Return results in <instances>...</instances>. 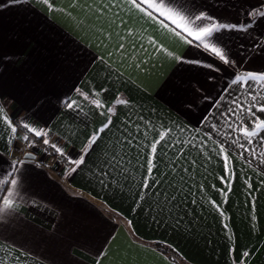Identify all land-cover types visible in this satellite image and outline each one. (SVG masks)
Returning <instances> with one entry per match:
<instances>
[{
    "label": "crops",
    "instance_id": "1",
    "mask_svg": "<svg viewBox=\"0 0 264 264\" xmlns=\"http://www.w3.org/2000/svg\"><path fill=\"white\" fill-rule=\"evenodd\" d=\"M164 3L248 25L234 63L131 0H0V264H264V0Z\"/></svg>",
    "mask_w": 264,
    "mask_h": 264
},
{
    "label": "snow or ice",
    "instance_id": "2",
    "mask_svg": "<svg viewBox=\"0 0 264 264\" xmlns=\"http://www.w3.org/2000/svg\"><path fill=\"white\" fill-rule=\"evenodd\" d=\"M45 3H47V0H44ZM131 3L139 8L141 11L145 12L150 17H153L154 19H158L161 23H163V20H168L171 22L173 27L171 30L178 36H183V38L189 43L193 44V46L197 48H201L203 51L209 52L214 58H218L223 64L225 65H231L234 63V61L230 60L228 57V54L224 51H222L219 47H217L214 43V37L216 33L222 31V30H246L248 25L244 24H229V23H222V22H216L214 18L207 16L206 14H197L193 17L187 18L185 15L182 14L181 10H177L176 8H170L167 6V4L164 3V0H131ZM146 6V7H145ZM151 9L152 11H149ZM153 13H156V16H153ZM257 15L264 17V5L261 6V8L254 9L249 13V16L252 18H255ZM162 18V19H161ZM194 21H199L200 23H193ZM207 22V23H205ZM167 26V25H166ZM180 29V31H176V29ZM192 39H188V38ZM192 63L199 64V61H191ZM208 67L212 68L213 65H208ZM218 70V69H217ZM248 80L251 81H262L264 82V73L254 74V73H248L247 77H237V80L234 82L244 83L246 84ZM255 96H253V100H255ZM236 102H234V105ZM71 106V104H69ZM240 111L244 112L245 114L251 115L253 117V120H256L255 112L253 111V108H256V104L253 103L251 106L247 109L243 107V105H239ZM259 112L264 113V103H261L259 107L257 108ZM0 113H2V109H0ZM236 114V108H230L227 113H222V115H225L227 118H230L232 115ZM0 118L4 120H8L6 116H0ZM10 123V121H9ZM25 128H28V131L34 133L36 136H41L44 133L41 131L35 129V128H29L27 124L24 125ZM104 127H107V125H104ZM241 129V134L246 137H251L254 135H257V129L264 128V121H259L253 124V130L249 131L248 127L244 124L239 125ZM103 129H98L97 134L101 132ZM13 131L15 129L13 128ZM27 139V137H25ZM91 144L96 143V136L90 137ZM44 144H49V141L45 139L43 141ZM54 149H56L57 153L60 155H64L63 151L58 148L56 145H51ZM241 148H244V145H240ZM250 151V149H247ZM153 151H155V148H153ZM86 155L84 151L81 152L80 156L75 159L71 160L69 159L68 162L79 166L84 162L83 157ZM75 170V168L73 169ZM11 183L13 185L16 184L15 180H12ZM4 205L6 207L11 205V201L8 199H5L3 201Z\"/></svg>",
    "mask_w": 264,
    "mask_h": 264
},
{
    "label": "built area",
    "instance_id": "3",
    "mask_svg": "<svg viewBox=\"0 0 264 264\" xmlns=\"http://www.w3.org/2000/svg\"><path fill=\"white\" fill-rule=\"evenodd\" d=\"M25 137H27V139H25ZM39 139H41V141H39ZM45 139L43 137L39 138V137H36V136H33V135H25L23 136V138L20 139L19 141V146L16 147V151L17 153L20 155V157H23L24 158V155L26 151V148H28L29 146H31L33 143H40L50 154H54L55 152V149L51 146L50 142L49 144H44L43 141Z\"/></svg>",
    "mask_w": 264,
    "mask_h": 264
},
{
    "label": "water",
    "instance_id": "4",
    "mask_svg": "<svg viewBox=\"0 0 264 264\" xmlns=\"http://www.w3.org/2000/svg\"><path fill=\"white\" fill-rule=\"evenodd\" d=\"M35 158V154H33V153H31V152H27V153H25V155H24V159H26V160H32V159H34Z\"/></svg>",
    "mask_w": 264,
    "mask_h": 264
},
{
    "label": "trees",
    "instance_id": "5",
    "mask_svg": "<svg viewBox=\"0 0 264 264\" xmlns=\"http://www.w3.org/2000/svg\"><path fill=\"white\" fill-rule=\"evenodd\" d=\"M17 129H21L18 125H17ZM30 134V133H29ZM39 141H41V139H39ZM159 247H162L165 251H168V249L166 247H163L162 245H159Z\"/></svg>",
    "mask_w": 264,
    "mask_h": 264
},
{
    "label": "rangeland",
    "instance_id": "6",
    "mask_svg": "<svg viewBox=\"0 0 264 264\" xmlns=\"http://www.w3.org/2000/svg\"><path fill=\"white\" fill-rule=\"evenodd\" d=\"M263 5H264V4H263ZM261 6H262V5H261ZM261 6H260V7H258V8H261ZM258 8H257V9H258ZM45 148H46V147H45ZM46 149H47V148H46ZM55 151H56V149H55Z\"/></svg>",
    "mask_w": 264,
    "mask_h": 264
}]
</instances>
